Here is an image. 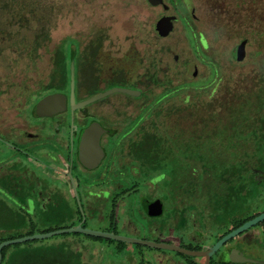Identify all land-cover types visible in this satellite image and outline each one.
I'll use <instances>...</instances> for the list:
<instances>
[{"label":"flooded vegetation","instance_id":"flooded-vegetation-1","mask_svg":"<svg viewBox=\"0 0 264 264\" xmlns=\"http://www.w3.org/2000/svg\"><path fill=\"white\" fill-rule=\"evenodd\" d=\"M162 1L157 6L148 3L157 9L153 33L156 32L157 21L164 16H175L173 25L179 21L177 3ZM178 1L192 19V0ZM113 39L116 38L64 36L55 49V64L63 66L66 60L69 62L68 83L62 77H56V81L51 83L21 84L12 94L8 93L10 85L3 87L6 94L0 93V235L6 237L0 243L80 225L84 229L138 241L205 252L222 237L264 212V209L254 212L256 206L264 204V198L253 208L234 210L223 219L212 212L201 214L199 220H194L185 214V208L180 205L166 212L165 199L173 198L170 181L166 178L155 182V177L161 175H155L153 166L145 165L143 160L146 151H153L154 43L149 40L144 52L136 42L131 46L130 40L114 42ZM139 52L143 54L141 57ZM144 53L145 64L140 61ZM59 56L65 57L60 63L57 62ZM102 56L104 59L109 56L108 62L103 61ZM71 60L74 63V104L112 88L130 89L140 94L131 96L116 92L71 109ZM139 63L144 69L142 73L138 71ZM59 66L58 71H63ZM106 66L112 68L108 75L103 73ZM54 93L66 96L65 109L50 116L37 115L35 106L39 100ZM115 94L119 96H113ZM91 125L102 129L98 134L102 155L93 168L85 166L80 160L82 134ZM23 144L34 147V151L29 153ZM15 154L17 156L12 158ZM159 185L165 188L163 198L156 189ZM180 192L182 195L176 199L180 200L179 203L186 194L185 190ZM156 201L161 204V213L152 215L150 205ZM135 203L142 216L149 217L147 223L140 224L131 219ZM121 209L124 212L122 215ZM259 225L263 226L262 229L247 233ZM54 236H72L74 241L60 239V244L65 247L63 253L44 264H85L79 260V251V254H74L69 248L85 249L83 239H90L107 251L118 253L127 264H261L234 262L231 260L232 253L264 261L256 257L257 245L251 243L255 237H264V220L225 241L208 260L205 256H190L138 242L127 243L77 232ZM3 248L0 264L6 260L7 248L4 255ZM66 249L72 253H64Z\"/></svg>","mask_w":264,"mask_h":264},{"label":"rangeland","instance_id":"rangeland-1","mask_svg":"<svg viewBox=\"0 0 264 264\" xmlns=\"http://www.w3.org/2000/svg\"><path fill=\"white\" fill-rule=\"evenodd\" d=\"M172 3H177L179 21L168 36L158 37L155 31L153 33L157 9L152 8L146 0H0V93L6 94L2 90L5 85H10L8 93L12 94L21 84H44L56 81V77L63 78V71H58L55 64V49L60 39L67 35L115 37L114 42L126 39L132 42L131 46L136 42L143 47L144 52L148 41L152 40L155 104L161 100L158 94L165 89L176 88L185 82L206 87L211 80L215 82L204 92L185 89L161 101L160 116L154 118L159 127V121L166 124L173 121L178 115V107H186L189 101L206 105L212 99H221L230 90L232 95H236L239 93L237 91L248 92L260 85L264 87V0H192V19L178 0ZM244 39L245 55L241 61H237L235 49ZM142 55L139 52L138 56ZM102 57L103 61L108 62L109 56L105 59ZM141 60L146 63V53ZM141 65L139 63L140 73L144 71ZM103 69L104 75L112 71L107 66ZM189 123L183 113L179 128L182 138L179 140L188 139L183 127ZM191 136L198 138L194 132H191ZM201 142L205 147L209 144L203 139ZM23 148L29 153L34 151V147L24 144ZM215 149L226 158L227 153L220 146ZM260 176L264 177L262 173ZM160 179L162 176L155 177V182ZM156 187L163 198L165 188L163 185ZM177 196L174 194L173 198L165 199L166 212L180 205L185 208V214L194 220H199L201 214L209 213L206 208L209 209L211 203H203L201 195L190 197L184 194L185 199L180 203L179 199L176 200L179 198ZM135 205L131 219L140 224L147 223L149 217H143L137 203ZM244 205L253 208L255 204L244 202L240 208ZM103 206L107 207L106 204ZM255 208L254 212L262 211L264 204ZM123 209L120 215L124 213ZM262 227L256 226L247 233H256ZM5 237L0 235V241ZM60 239L73 240L72 236H53L10 245L6 249L4 263L44 264L63 253L65 247L60 244ZM82 241L85 249L69 247L74 254L80 253L81 262L127 264L124 257L107 251L95 241ZM251 243L257 245L256 257L264 260V237H255ZM71 251L66 249L64 253ZM127 259L131 262L130 258Z\"/></svg>","mask_w":264,"mask_h":264},{"label":"trees","instance_id":"trees-1","mask_svg":"<svg viewBox=\"0 0 264 264\" xmlns=\"http://www.w3.org/2000/svg\"><path fill=\"white\" fill-rule=\"evenodd\" d=\"M58 59L60 63L65 57ZM59 67L63 68V79L68 83L69 62L66 60ZM214 83L211 80L209 86ZM207 87L185 82L163 90L157 96L161 100L154 104L155 117L160 116L159 103L171 94L185 89L204 92ZM227 92L206 105L189 101L186 107H178L177 117L169 124L159 121V127L155 121L153 151H146L143 156L144 164L153 166L155 175L169 179L172 196L179 197L182 195L179 191L184 190L190 197L201 195L203 203H211L209 209L205 208L209 213H217L220 219L244 202L258 205L264 198V177L260 176L264 175V87L237 91L236 95H232V90ZM183 113L186 121H190L183 127L187 140H179ZM191 132L198 138H193ZM201 139L209 142L207 147ZM216 146L227 153L226 158L216 151Z\"/></svg>","mask_w":264,"mask_h":264},{"label":"water","instance_id":"water-1","mask_svg":"<svg viewBox=\"0 0 264 264\" xmlns=\"http://www.w3.org/2000/svg\"><path fill=\"white\" fill-rule=\"evenodd\" d=\"M147 2L151 4L152 6H157L163 3L162 0H147ZM164 8L166 9L167 6L164 5ZM175 18H176L175 16H164L160 18L156 23V27H155L156 33L160 37L168 36L173 30V27H174L173 21L175 20ZM245 44H246V40H243L240 42V44L235 49L234 57L237 61H241L244 58ZM70 85H71V98H70L71 109L80 108L90 102L101 99L107 95H110L116 92L126 93L131 96H137L140 94L139 91H134L130 89L112 88L100 94H97L79 104H74V101H73L74 63H73V60H71L70 62ZM65 107H66V96L61 93H54V94L47 95L43 97L41 100H39V102L35 106V111H36V114L39 116H50L54 113L62 112L65 109ZM100 131H102V129L98 125H91L89 128L85 129L82 134L83 140H82V145L80 148V160L85 166L89 168H93L98 163L99 157L102 155L100 147L98 145V134ZM150 213L152 215H158L161 213V204L159 201H156L150 205ZM263 220H264V212L260 213L253 219L245 222L244 224H242L235 230L231 231L230 233L222 237L210 249H208L205 252H191V251H188L184 248H181L175 245H164V244H155V243H150V242L138 241L136 239H132V238L124 237V236H116V235H112L109 233H104V232L95 231L91 229H84V228H81L80 225H77L75 227L64 229V230L42 233V234L41 233L33 234V235H28V236H23V237L3 241L0 243V263H1V258H2L1 249L4 246L17 244V243H21L25 241L41 240V239L49 238V237H52L54 235H58L61 233H72V232L82 233V234L90 235L94 237L111 238V239H116V240H120V241L127 242V243L138 242V243H142L145 245L154 246L156 248H164L170 251L188 254L190 256H205L206 260H208L209 257L215 251H217L225 241L236 236L238 233L248 229L249 227H252L258 224L259 222H262ZM231 260L234 262L249 261V262H258V263L264 264V261H255L252 259H247L240 255H237L236 253H232Z\"/></svg>","mask_w":264,"mask_h":264}]
</instances>
